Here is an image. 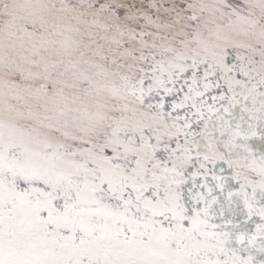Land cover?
<instances>
[{"label": "snow or ice", "instance_id": "obj_1", "mask_svg": "<svg viewBox=\"0 0 264 264\" xmlns=\"http://www.w3.org/2000/svg\"><path fill=\"white\" fill-rule=\"evenodd\" d=\"M0 264H264V0H0Z\"/></svg>", "mask_w": 264, "mask_h": 264}]
</instances>
